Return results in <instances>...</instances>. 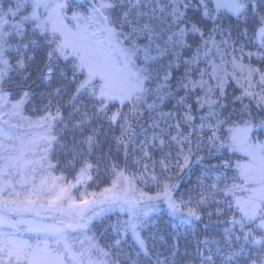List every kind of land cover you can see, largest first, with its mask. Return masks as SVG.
<instances>
[{
  "label": "snow or ice",
  "instance_id": "obj_1",
  "mask_svg": "<svg viewBox=\"0 0 264 264\" xmlns=\"http://www.w3.org/2000/svg\"><path fill=\"white\" fill-rule=\"evenodd\" d=\"M0 264H264V0H0Z\"/></svg>",
  "mask_w": 264,
  "mask_h": 264
},
{
  "label": "trees",
  "instance_id": "obj_2",
  "mask_svg": "<svg viewBox=\"0 0 264 264\" xmlns=\"http://www.w3.org/2000/svg\"><path fill=\"white\" fill-rule=\"evenodd\" d=\"M166 219V218H165Z\"/></svg>",
  "mask_w": 264,
  "mask_h": 264
}]
</instances>
